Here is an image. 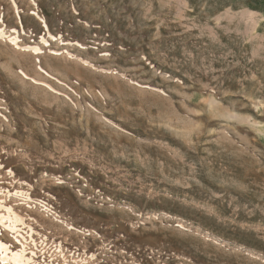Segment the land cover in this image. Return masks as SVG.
I'll return each mask as SVG.
<instances>
[{
	"label": "rangeland",
	"instance_id": "obj_1",
	"mask_svg": "<svg viewBox=\"0 0 264 264\" xmlns=\"http://www.w3.org/2000/svg\"><path fill=\"white\" fill-rule=\"evenodd\" d=\"M0 264H264V0H0Z\"/></svg>",
	"mask_w": 264,
	"mask_h": 264
},
{
	"label": "snow or ice",
	"instance_id": "obj_2",
	"mask_svg": "<svg viewBox=\"0 0 264 264\" xmlns=\"http://www.w3.org/2000/svg\"><path fill=\"white\" fill-rule=\"evenodd\" d=\"M37 51H39V49H37ZM9 211H11V210H9Z\"/></svg>",
	"mask_w": 264,
	"mask_h": 264
}]
</instances>
